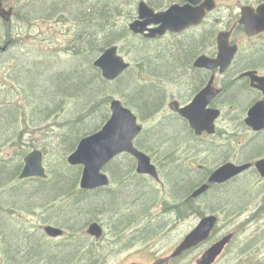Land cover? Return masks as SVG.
<instances>
[{"label": "flooded vegetation", "instance_id": "obj_1", "mask_svg": "<svg viewBox=\"0 0 264 264\" xmlns=\"http://www.w3.org/2000/svg\"><path fill=\"white\" fill-rule=\"evenodd\" d=\"M17 2L18 0L2 1V9H12L13 14L8 23L0 18V27L6 25L5 28L10 29L14 25L17 18ZM140 2L155 14L165 13L175 6H187L191 12L196 10L203 12L202 19L198 24L181 32L167 31L154 38L146 37L148 31L137 35L156 45L159 56L166 53L168 56L183 53V57L179 59L181 64L171 70L174 72L173 76L161 73L160 76L155 77V83L156 88L163 94L157 111L162 125L165 122H178V125L183 128L185 137L183 136L179 142L174 144H162L161 148L157 149L154 158L145 152V140L142 139L144 128L134 139L133 146L148 155L155 166L158 175L156 180L143 174L140 176L136 172L135 159L128 154H120L111 161L115 163L121 158H127L126 161L131 159L133 163V169L129 170L126 179H119L116 182L130 183L131 179L129 178L145 181L149 185L147 186L149 190H152L153 193L157 191L163 194L166 202L159 204L152 203V201L142 208L143 211L139 215L130 213L129 205L125 213L127 215L125 219L128 222L122 228L114 229L112 227L113 230L110 231L109 238L107 237V213H97L94 220H90L83 226L81 231L85 237L83 234L79 237L80 239L83 237L81 240L86 244V247L94 248L91 251L88 250L90 253L83 251L90 256L89 260L85 259V255H81L82 250H78L80 260L66 264H76L77 262L78 264H157L153 259L157 258L158 254H155V251L157 253L159 250H154L155 245L153 246V244L160 240L164 234L162 222L169 225L186 219L194 220L195 224L191 223L188 231L174 236V239L167 245L165 258L170 261V264H201L204 252L227 235L225 225L221 224L225 211L215 205V203L221 204V201L227 198L223 193L224 189L233 183L245 180L246 184L250 183V189L247 191L250 195L249 201L256 199L259 195L264 196V178L261 177L256 165L259 161L264 162V128L256 131L245 122L247 114L256 104L264 106V54L262 53L264 52V31L249 34L245 25L241 23L244 21L242 10L248 9L257 15L260 10L264 11V0H134L133 6L124 10V16L133 14L131 20H135ZM153 28H155L154 25L147 26V29ZM12 37L13 35L8 33L4 37L5 41H0V52L9 50ZM219 39L226 44L228 49H234L232 59L223 69L220 66H210L217 60ZM206 88H211L214 96L207 102L205 109L217 111L218 117L213 122L211 133L202 131L197 134L190 127L188 120L176 112V108L181 109L189 106L194 98ZM172 104L176 106L175 110L171 109ZM195 112L200 114L199 110ZM162 127H158V133H163ZM172 134H174L173 131ZM166 155H169L170 161H173L172 164L178 169L168 168L171 163L168 158H164ZM111 162L107 165L108 167L113 164ZM228 164L235 167L245 166V168L224 183H210L209 179L212 175ZM122 171L103 170L110 180L109 186L85 191V196L92 194L97 197L104 191H110L111 184L115 181L112 179V175H119L123 173ZM195 175L201 178L197 185H192L180 197H175L176 201H174L170 195L171 188L174 187V184H170V182H174L173 178L177 176L194 177ZM121 187L116 186L117 189H121ZM202 187H206L204 191L194 196L195 192ZM78 189L80 188L78 187ZM113 214L110 213L109 216ZM28 216L30 217V209ZM208 216L217 218V224L209 237L196 246L177 254L176 252L187 234ZM91 223H96L101 227L100 236H91L86 232ZM45 224L47 223H44V226H47ZM48 225L63 230L62 235L57 238L45 235L49 240L65 236L66 229L63 226L54 223H48ZM44 226H42L43 233ZM84 227L85 230H83ZM124 232L127 233V237L122 241L123 245L118 251V257H120V253H126V255L124 259L115 260L114 244ZM156 245L158 246V244ZM28 246L27 264H30V245L28 244ZM241 246L237 243L236 235H234L212 264H234L236 261H232V257L237 255ZM2 253L1 250V255ZM131 256L137 260L132 261ZM184 258H186V262L183 261ZM4 262L6 263V261L0 260V264Z\"/></svg>", "mask_w": 264, "mask_h": 264}, {"label": "trees", "instance_id": "obj_2", "mask_svg": "<svg viewBox=\"0 0 264 264\" xmlns=\"http://www.w3.org/2000/svg\"><path fill=\"white\" fill-rule=\"evenodd\" d=\"M22 1H25L30 7L27 11L22 12V17H20V20L27 23V25H30V14L33 16L46 14L48 10L53 11L68 7L71 10L69 11L71 16L78 20L79 25L81 23L85 24L87 31L84 34H80L82 39L79 40L80 43L77 46L67 50V52H71L69 53L71 58L68 61L60 62L61 66L57 60L39 61L38 59H31L22 69L15 72L14 77L15 79L17 77V82L23 89V101L28 104V112L14 104L1 105L0 103V145L8 140L10 135L11 138L14 137V132L16 131L17 134L18 129L26 127L30 131L33 128L44 125L49 119L65 114V118L60 123L57 122V124L61 128L60 135H64L66 138L65 143L66 145L68 144L69 148L64 155L59 154L57 160L53 163L50 162L48 157L44 158V163L48 166L46 179L30 178L21 180V184L23 183L24 185H21L20 188L2 193L3 197L0 199V235L6 243L20 238V234L13 230L16 226L10 218L11 212L16 207H24L26 209L28 207L30 211L35 210L37 207L47 208L46 205L57 198L63 199L65 202L55 211V214H59L63 210L58 215V217L63 218L61 225L76 229L77 225L84 221L94 220L96 214L101 212L102 214L107 213L108 216L110 213H114L109 216L112 221H115L111 222L112 227L114 229L122 228L128 222L125 219V216H127L125 213L129 205L130 213L139 215L143 211L142 206L136 203L137 198H132L131 193H136L134 196L138 195L139 199L141 197L149 198L150 202L148 204L154 201L155 193L149 190L144 182L139 181L135 182L137 184L136 189L133 188L134 183H129L116 192L104 191L102 195L97 197L92 195L85 196L86 192L78 189L81 167L69 166L66 163V156L74 151L82 137L98 131L108 119L107 103L111 99V86L119 87L120 91L115 92L124 94L125 105L135 111L134 113L139 120L141 118H149L155 114L160 106L163 94L156 88V84H153L154 87L151 84L145 85V83L140 82L139 76L133 75L131 67L115 81L107 82L101 78L100 72L93 67L91 61L107 47L126 40L125 43L130 44L131 50L138 56L137 65H145L147 73L154 74V76H158L161 73L173 76L174 72H171V70L181 64L179 59L183 57V53L170 54V56L166 53L159 56L156 45L141 37L131 35L126 25H117L114 20L125 15V6L132 5L128 4L131 0H54V2L52 0L49 4L46 3V0ZM18 2L20 3V0ZM5 26L0 27V41L2 42L5 41L4 37L9 33ZM14 33L13 31L11 32L12 35ZM75 36L78 39L79 35ZM12 39V44H14L15 39ZM262 53L264 54V52ZM24 108L26 109V107ZM17 109L19 112H17ZM21 112L26 113L25 115H28L29 118L24 119ZM178 124V122L173 121L171 123L165 122L162 125L163 129H161L163 133H158V128L156 130L155 144L152 143V136L148 135L144 147L146 149H152V147L159 149L164 143L174 144L179 142L185 135L183 128ZM172 131L174 134H172ZM149 139L151 140L148 141ZM29 147L33 148L34 144L24 146L17 143L14 151H21L20 154H16L18 159H0V190L3 191L7 188L6 185L8 183L17 179L23 166V158L29 152ZM54 154L52 157H54ZM168 156L166 155L164 158L169 159L170 157ZM170 163L168 168L178 169L172 164L173 161H170ZM106 168L110 169L111 167L107 166ZM112 169L128 171L133 169V163L130 160H125L121 165L113 166ZM112 179L115 181L121 179L120 174L112 175ZM200 179V176L197 175L194 177H174V182H170L171 185L174 184L170 191L173 200L176 201L175 197H180L192 185H197ZM249 186L250 183L246 184L245 180L229 185L223 191L227 198L223 199L221 204L215 203V205L220 206L225 212L230 206L233 209L237 208L242 202L239 200L240 198L246 194L248 198L250 197L247 192L250 189ZM124 196L128 199H119V197L124 198ZM230 196H232L231 200L228 199ZM234 199L240 202L236 207L232 203ZM122 201H125L122 210L124 211L123 219L118 211L122 208L118 203ZM113 218L117 219L114 220ZM28 244L30 245V264L32 262L35 263L39 259L48 260L51 264L64 262L72 259L78 253V249L72 248L69 250L70 256L66 255V257H63L59 255V251L53 249L49 251L43 249V251L38 247V243L31 240L29 243L28 239L27 243L25 240L21 241V243L18 242L14 250H10L6 246V264H27ZM69 246L72 247L73 245Z\"/></svg>", "mask_w": 264, "mask_h": 264}, {"label": "rangeland", "instance_id": "obj_3", "mask_svg": "<svg viewBox=\"0 0 264 264\" xmlns=\"http://www.w3.org/2000/svg\"><path fill=\"white\" fill-rule=\"evenodd\" d=\"M3 1V0H2ZM52 0H46V3H50ZM54 2V0H53ZM52 2V3H53ZM51 3V4H52ZM128 4H132L131 7L134 4V0H131L128 2ZM25 6V10H24ZM30 9L28 4L25 1L20 0V3L18 2V10H17V18L14 25L12 26L11 32H15L13 34V38L15 39V45H12V47L9 48L8 52L4 55H2L5 52H0V103L1 105H11L14 104L17 107H22L24 111L28 112V104H25L23 101V95H22V87L17 82V77L15 79L14 74L15 72L22 69L28 61L31 59H38L39 61L43 60H50L59 61V65L62 64L60 62L62 61H68L71 57L69 56L71 52H67L68 49H73L74 46H77L80 43V39H82V36L80 34H84L87 31V26L85 24L79 25L78 20H75L72 16H70V9H56V10H48L46 14H36L35 16H30V26L27 25V23H24L20 20L21 13L24 11H27ZM125 9H130L128 6H125ZM133 14L130 16H120L118 19L114 20L117 25H126L130 22L132 19ZM129 20V22H128ZM86 26V27H85ZM75 35H79L78 39ZM125 41H120L118 44H115L119 49V55H121L126 62L131 64L132 73L133 75L136 74L139 76V81L142 83H145V85H155L156 76L154 74H149L145 70V65H137V55L131 50V45L128 43H125ZM130 46V49H129ZM71 51V50H70ZM21 55V56H20ZM98 54L96 57H94L91 61V64L93 61L99 56ZM153 85V86H154ZM115 86V85H114ZM111 86L110 90V98L111 99H119L124 103V94H118L115 91H120L119 87ZM155 87V86H154ZM9 90V92H7ZM109 99V101H111ZM124 99V100H123ZM125 105V103H124ZM26 107V109L24 107ZM127 106V105H125ZM128 107V106H127ZM133 112H135L131 107H129ZM107 109L110 115L109 111V102L107 103ZM156 110L155 114L149 118H141L140 124H142L144 128L143 140H146L148 135L152 136V143L155 144L154 137L156 135V130L158 127L162 126V123L160 121L159 113ZM17 112L19 110L17 109ZM23 114L24 119H28L29 116L25 115L26 113L21 112ZM65 114H62L60 117H55L53 119H49L46 121L42 126L36 127L31 129L30 131L28 128L23 127L22 129H18V132L16 134V131L14 132V137L11 138V136L8 137V140H6L4 143L0 145V159H18V156L16 154H20L21 151L15 152L14 148L16 147L17 143H20L21 145H30L34 144L33 148H28V151L30 152L33 149H38L42 151L44 158L48 157L50 162L53 163L57 160L59 154L64 155L68 152V144L65 143V137L64 135H60L61 128L57 124L62 121V119L65 118ZM138 118V117H137ZM163 122V121H162ZM102 126V125H101ZM101 128V127H100ZM11 138V139H9ZM149 139L148 141H150ZM157 147H152V149H145V152L151 157L154 158V155L156 154ZM28 152V153H29ZM54 154V157L52 155ZM56 158V159H55ZM55 159V160H54ZM127 158H121L119 161L113 163L110 167L111 170L113 166L121 165ZM131 161V159H129ZM132 162V161H131ZM46 172L48 166L45 165ZM54 166V165H53ZM125 172V171H122ZM48 174V172H47ZM122 173L120 174L121 178ZM127 176V175H126ZM131 179L130 183H134L133 188L136 189L137 186V180L134 178ZM133 179V180H132ZM16 180V179H15ZM142 181V180H140ZM136 182V183H135ZM144 184L146 186H149L145 181ZM129 183H118L114 181L111 184L110 191L116 192L120 189H117L116 186H125ZM8 185V186H7ZM6 185L7 188H5L3 191L0 190V199H2L3 194L5 191L11 190V189H18L21 187V185H24L21 182H12L8 183ZM153 185V184H152ZM127 191V190H126ZM155 192V198L152 203H163L166 202V198L163 197V194L154 191ZM131 193V192H130ZM133 193V192H132ZM132 198H137L136 203L139 206L145 207L149 202V198H143L140 199L136 195V193L132 194ZM92 195V194H91ZM93 196V195H92ZM234 197V195H233ZM232 196L228 197L229 200H231ZM119 199H128L124 196V198L119 197ZM241 202L234 199L232 202L233 205L236 207L238 204L243 205L242 207L237 208L239 211H235L232 206L229 207V209H226L224 218L221 219V224L225 225L227 235L230 233H233L236 235V241L237 243L241 244L242 246L239 248L238 253L236 256H233L232 261H236L234 264H264V196L259 195L256 199H252L251 201L248 200V195L246 194L244 197L239 199ZM63 199L57 198L52 203H49L46 205V209L43 207H37L35 210L30 211V217L28 216V207L27 209L24 207H16L15 210L11 212V220L14 222L16 228L14 227L13 230L18 232L20 234V238H17L14 241L11 242H5L2 236L0 235V260L6 261V246L10 250H14L16 244L18 242H21L23 240L28 242V239L30 237V240L38 243L42 250L47 249L48 251L53 249L55 251H59V255L66 257L70 256V251L72 248L82 250L84 252L90 253L93 247H86V244L81 240L85 235L82 233V228L87 224L89 221H84L77 225L76 229H73L72 227L65 226V236L60 239L56 240H49L45 234L42 232V226H44V223H47L45 225H48V223H54L60 226V223L63 221L62 217H58L59 214H55L56 209L63 203ZM54 203V205H52ZM65 204V202L63 203ZM122 208H120L118 211L120 213V216L123 219L124 211L123 207L125 205V201H122L118 203ZM52 206V209H51ZM70 206V205H69ZM68 206V207H69ZM40 208V209H39ZM55 211H54V210ZM51 210V211H50ZM160 211V210H159ZM55 215V216H54ZM112 221L111 218L106 215V223H107V237L109 238L110 231H112ZM109 223V224H108ZM191 223H194V220L192 219H186L184 221H181L179 223H171L169 225L164 224L162 222V226L164 227L163 235L161 236L160 240H157L153 244L154 250H159L157 253L155 251V254H158L155 262L157 264H170V261H168L167 258H165L166 251H167V245L174 239V236L176 234H183L186 231H188L189 226ZM25 229V230H24ZM41 232H40V230ZM85 230V227L84 229ZM172 232V233H171ZM83 234V237L80 239ZM119 235V234H118ZM233 235V236H234ZM127 237V233L124 232L120 235L119 240H117L114 244L115 250H114V256L115 260L117 259H124L126 253H120V257H118V251L122 248L123 245V239ZM40 241V242H39ZM158 244V246L156 245ZM6 245V246H5ZM69 245H73L70 247ZM2 250V255H1ZM88 250H90L88 252ZM105 251L106 248H105ZM79 253V252H78ZM84 253V254H87ZM196 253V257H197ZM86 256L89 257L87 254ZM137 260L135 257L131 256V260L134 261ZM71 260V259H70ZM89 260V259H86ZM69 260L65 262H58L55 264H66ZM186 262V258L183 260ZM35 263L39 264H51L50 261L43 259H39ZM34 263V264H35ZM3 264H6L5 262Z\"/></svg>", "mask_w": 264, "mask_h": 264}, {"label": "water", "instance_id": "obj_4", "mask_svg": "<svg viewBox=\"0 0 264 264\" xmlns=\"http://www.w3.org/2000/svg\"><path fill=\"white\" fill-rule=\"evenodd\" d=\"M138 15L135 20L127 26L129 31L135 35H142L146 31V37L154 38L167 31L181 32L192 25L198 24L202 19L203 12L196 10L191 12L187 6L172 7L165 13L155 14L144 3L138 4ZM245 25L249 34L264 31V11L260 10L257 15L248 9L242 10ZM12 9H2V0H0V18L8 23L11 20ZM148 25H154L155 28L147 29ZM218 56L215 62L210 66H220L225 68L234 55V49H228L221 39L218 40ZM206 63V62H205ZM93 67L100 71L101 78L107 82H113L124 74L130 67V63L119 55L118 47L112 45L107 47L92 63ZM211 88L204 89L197 95L193 102L176 112L187 119L190 127L197 134L202 131L211 133L213 131V122L218 117V112L205 109L207 102L214 96ZM175 110V106L171 105ZM199 110L200 114L195 111ZM110 115L101 128L80 139L76 148L67 157L66 162L69 166L81 167L79 179V188L92 191L97 188L109 185V180L104 168L120 154H128L136 161V172L157 179L158 175L151 159L145 153L137 150L133 146L134 139L142 130L136 115L131 109L126 107L121 100L111 99L109 102ZM246 124L253 130L259 131L264 128V106L256 104L247 114ZM257 169L262 178H264V162L259 161ZM245 166L235 167L231 164L218 169L209 179L210 183H224L238 175ZM17 178L19 180L38 178L46 179L47 173L43 163V154L40 150H32L23 158V166ZM206 187L197 190L194 196L204 191ZM217 223L215 216L203 218L198 225L185 237L177 250V254L196 246L205 241ZM44 232L51 238L62 235L60 228L48 225L44 226ZM91 236H100L102 229L96 223H91L86 231ZM233 233L226 235L220 242L210 247L202 255L201 264H212L216 257L222 252L224 246L233 238Z\"/></svg>", "mask_w": 264, "mask_h": 264}, {"label": "bare ground", "instance_id": "obj_5", "mask_svg": "<svg viewBox=\"0 0 264 264\" xmlns=\"http://www.w3.org/2000/svg\"><path fill=\"white\" fill-rule=\"evenodd\" d=\"M129 8H131V5L130 6H128ZM68 8V7H67ZM75 15V14H74ZM71 16V15H70ZM130 21H132V20H130ZM128 22H129V20H128ZM128 25V24H127ZM30 26V25H29ZM11 29H12V27L9 29H7V31L11 34ZM130 32V31H129ZM175 33H178V32H175ZM12 35V34H11ZM139 36V35H138ZM13 38V37H12ZM13 40V39H12ZM12 45H15V43L14 44H11L10 45V47H12ZM21 56V55H20ZM169 66V65H168ZM160 76V75H159ZM164 78V77H163ZM101 81H102V79H101ZM133 81V80H132ZM166 81H168V80H166ZM152 88V87H151ZM50 97V96H49ZM173 105V104H172ZM176 107V106H175ZM104 111V110H103ZM98 113V112H97ZM31 119H32V117H31ZM264 132V131H263ZM11 136V135H10ZM169 141V140H168ZM177 142V141H176ZM198 149V148H197ZM159 159V158H158ZM211 159V158H210ZM171 160V159H170ZM111 163H113V162H111ZM176 163V162H175ZM162 165V164H161ZM188 165V164H187ZM3 167V166H2ZM136 168V167H135ZM180 168V167H179ZM185 168V167H184ZM197 168V167H196ZM219 168V167H218ZM60 169V168H59ZM130 170V169H129ZM129 170L128 171H125V172H123L122 173V175H121V179L123 180L125 177H126V175H128V173H129ZM176 170V169H175ZM197 170V169H196ZM136 173V172H135ZM140 176H141V174H140ZM147 176V175H146ZM172 176V175H171ZM240 176V175H239ZM250 176V175H249ZM237 179V178H236ZM133 180V179H132ZM156 180V179H155ZM14 181H16V182H21V180H19L18 178L15 180H13L12 182H14ZM110 181V180H109ZM11 182V183H12ZM203 185V184H202ZM55 186V185H54ZM226 187V186H225ZM188 188V187H187ZM206 191V190H205ZM232 191V190H231ZM118 194V193H117ZM83 196V195H82ZM122 196V195H121ZM54 204V203H53ZM90 204V203H89ZM243 205H240V206H238L237 208H239V207H242ZM237 208H235L234 210L235 211H239V210H237ZM40 209V208H39ZM44 209H46V208H44ZM54 210V209H53ZM58 210V209H57ZM129 210V209H128ZM51 211V210H50ZM55 211V210H54ZM65 211V210H64ZM225 213H227V212H225ZM58 214V213H57ZM65 215V214H64ZM55 216V215H54ZM61 216H62V214H61ZM60 217V216H59ZM94 219V218H93ZM7 222V221H6ZM4 226V225H3ZM64 228H65V226H63ZM121 227V226H120ZM3 228V227H2ZM66 229V228H65ZM25 230V229H24ZM118 230V229H117ZM12 232V231H11ZM114 234V233H113ZM138 238V237H137ZM139 241V240H138ZM21 243V242H20ZM6 246V245H5ZM44 251V250H43ZM78 254H80V253H77V255L75 256V257H73L71 260H69L67 263H72V262H76L78 259H79V257H78ZM81 255H87V254H84V253H82ZM90 257V256H89ZM89 257L88 256H86L85 257V259H89ZM48 258V257H47ZM43 260H45V259H43ZM80 260V259H79ZM65 262V261H64ZM8 264V263H7ZM76 264H78V262L76 263Z\"/></svg>", "mask_w": 264, "mask_h": 264}]
</instances>
